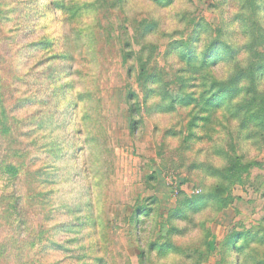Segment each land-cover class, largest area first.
Instances as JSON below:
<instances>
[{
  "label": "rangeland",
  "instance_id": "rangeland-1",
  "mask_svg": "<svg viewBox=\"0 0 264 264\" xmlns=\"http://www.w3.org/2000/svg\"><path fill=\"white\" fill-rule=\"evenodd\" d=\"M183 2L169 34L155 0H0V264H141L140 249L144 264H264V81L251 92L243 74L219 107L179 103L204 96V74L231 80L235 62L195 72L176 50L195 25L201 55L255 23L264 63V10ZM41 41L54 47L26 50ZM233 48L252 61L247 42ZM193 231L202 239L181 246Z\"/></svg>",
  "mask_w": 264,
  "mask_h": 264
},
{
  "label": "trees",
  "instance_id": "trees-1",
  "mask_svg": "<svg viewBox=\"0 0 264 264\" xmlns=\"http://www.w3.org/2000/svg\"><path fill=\"white\" fill-rule=\"evenodd\" d=\"M174 0H155L157 4L159 5H170L172 4ZM114 3L117 4H122L124 0H113ZM261 0H257V7L260 10H264V4L261 3ZM47 7L50 8L49 3H47ZM50 13L53 12L52 9L50 8ZM250 10L254 13L253 9L250 7ZM239 29L241 33L243 32L245 37H247V47H248V52L251 54L252 52V61H250L247 65V67L242 68L240 62L236 63L237 61V56L240 54V49L239 48H233L231 45L226 44L222 41L219 40V38L212 40L209 43V46L207 47V50H205L201 55H196L193 54L194 50V45H196L200 41V35L203 32V27L200 25H195V27L192 29V32L190 34V39L189 42L187 43L186 46H179L177 51L184 50L185 52H188L186 55L183 56V58L186 60V66L189 67L190 70H193L195 72H198V70H203L207 68V73H209V69L217 67L221 63H231L235 62L234 64V71L231 80L227 81H220L215 79L214 76L207 77L204 74V78L202 79L203 85L206 87L205 94L203 97H200L197 101V99H191L190 97H179L177 99V102L179 103H184L186 102L187 104H191L192 102L200 103L202 100L205 102V105L208 107H219L221 105H224L227 100H232L233 98L236 97V94L239 92H242L244 89L241 87V80L243 78V74L245 75L248 73L251 78L248 81L249 82V90L255 91V88L258 89L262 86L263 84V79L264 77V63H260L256 66V62L261 59V55L259 54V49L261 48V45L256 44V39H251L252 38V29L254 28L255 23H239ZM151 27V26H150ZM264 34V33H263ZM264 39V35L262 36ZM38 42V43H30L27 45L26 50L29 51L31 50L35 45H37L40 49L44 45L46 49H52L54 45L49 42L47 45L44 43ZM194 47V48H193ZM259 56V57H258ZM51 58H57L61 59L62 61H67L69 62L70 60L68 58L64 59L62 55H55V57ZM182 59V57H181ZM65 61V62H66ZM195 61L198 64L197 65H192L191 62ZM199 61L201 65H199ZM200 72V71H199ZM62 69H59L56 71V73H51L50 76V83L53 84L54 81L56 80V77L61 75V81L65 80V75H63ZM210 74V73H209ZM243 82V81H242ZM62 91H64V88H61ZM66 92L69 91V86H66L65 88ZM55 94L53 95L56 96V94L59 93V91L56 90L54 87ZM239 91V92H238ZM63 100L66 99L65 97H62ZM31 100V99H29ZM29 101H25V103H28ZM262 124V123H261ZM249 165L241 166L239 165V170H245L248 168ZM229 171H232L230 167L228 168ZM10 172H13L16 174V169H13L10 167L9 169ZM141 212L145 213V209H141ZM148 215V214H147ZM146 215V216H147ZM139 220L136 219L133 223L136 225L138 224ZM153 248V246L151 247ZM140 249V248H139ZM233 249H231L232 251ZM140 259H141V264H144L145 262V254L143 251L140 249Z\"/></svg>",
  "mask_w": 264,
  "mask_h": 264
},
{
  "label": "clouds",
  "instance_id": "clouds-1",
  "mask_svg": "<svg viewBox=\"0 0 264 264\" xmlns=\"http://www.w3.org/2000/svg\"><path fill=\"white\" fill-rule=\"evenodd\" d=\"M188 8V5L183 2V0H176L172 5H169L165 9H156L153 10V6H149V11L152 12V15L157 19L161 20L162 22L158 25L159 29L161 31H164L166 33H173L182 31L185 27L183 23L179 20V14ZM233 14H235V10L233 11ZM155 33L149 35L146 37V39H149L153 37ZM247 42L246 38L242 37H236L231 42L233 47H240L244 45ZM247 53L241 52L237 56V62H240L241 67L245 68L247 67ZM226 71L223 75V79H227L231 75V65H225ZM223 161L218 162L217 166H223ZM217 183L216 178H209L206 181V184L209 188H211L213 185ZM199 213H195L194 215H198ZM179 223H184L183 221H178ZM202 239V235L198 234L197 232L193 231L192 233L185 234L181 239H179L178 243L181 246H189V245H195ZM183 257L177 255V254H170L165 259H163L160 264H182Z\"/></svg>",
  "mask_w": 264,
  "mask_h": 264
}]
</instances>
